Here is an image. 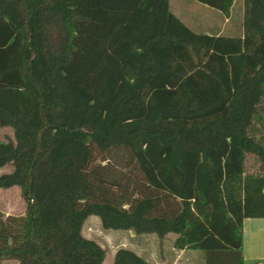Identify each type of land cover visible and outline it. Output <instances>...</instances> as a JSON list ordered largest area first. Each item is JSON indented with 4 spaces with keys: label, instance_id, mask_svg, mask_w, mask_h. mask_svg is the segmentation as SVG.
<instances>
[{
    "label": "trees",
    "instance_id": "obj_1",
    "mask_svg": "<svg viewBox=\"0 0 264 264\" xmlns=\"http://www.w3.org/2000/svg\"><path fill=\"white\" fill-rule=\"evenodd\" d=\"M0 125V189L26 202L0 211V260L102 264L95 215L243 264V219L264 217V0H243L238 36L168 0H0ZM111 264L149 263L120 247Z\"/></svg>",
    "mask_w": 264,
    "mask_h": 264
},
{
    "label": "rangeland",
    "instance_id": "obj_2",
    "mask_svg": "<svg viewBox=\"0 0 264 264\" xmlns=\"http://www.w3.org/2000/svg\"><path fill=\"white\" fill-rule=\"evenodd\" d=\"M168 4L169 10L195 32L214 34L220 28L222 35L238 36L242 32L240 24L243 19V0L234 1L226 21H224L226 16L222 12L196 0H168ZM12 137V129L0 125V141L9 140ZM10 170L11 166L5 165L0 167V174ZM25 210L26 202L22 198L18 186L13 185L9 188L0 189V211L4 216L7 214L23 215ZM82 233L85 237L95 240L105 249L102 264H111L115 250L120 247H127L134 251L139 249L140 252L145 249V253L149 254L150 258L159 264H166L173 259L172 254L174 252L171 249V240L174 234H168L167 239L160 245L155 241L157 238L155 234L135 235L128 230L104 229L99 218L95 215H89L86 218ZM180 262L182 264L185 262L186 264H202L201 252L196 250L188 252L186 256L181 257ZM0 264H17V262L11 259H3L0 260Z\"/></svg>",
    "mask_w": 264,
    "mask_h": 264
},
{
    "label": "crops",
    "instance_id": "obj_3",
    "mask_svg": "<svg viewBox=\"0 0 264 264\" xmlns=\"http://www.w3.org/2000/svg\"><path fill=\"white\" fill-rule=\"evenodd\" d=\"M228 16L225 18L224 21H226L227 18H229ZM240 26H242V23L240 24ZM221 30H222L221 28L216 30L214 34L216 35L221 34ZM203 33L213 34L209 32H203ZM241 34L242 32L240 33V35ZM242 235H243V243H242L243 264H264V217L244 218L242 222ZM144 237H149V236H144ZM167 237L168 235L162 241L159 240L158 238L156 239L154 238V239L155 241H157V243L161 245L162 243H164V240H166ZM174 237H172V239ZM171 249L174 252V253L172 252L173 259L171 261L169 260L168 262H166V264H179V263L182 264V262H180L181 257L184 255L186 256L188 252L193 251L187 249H180V250L174 249L172 247V240H171ZM135 252L141 257H143L146 262L150 264H159L157 261L152 260L149 254L145 253V249H143V251L141 252L138 249L135 250ZM185 260L188 261V259ZM184 264H186V262Z\"/></svg>",
    "mask_w": 264,
    "mask_h": 264
}]
</instances>
